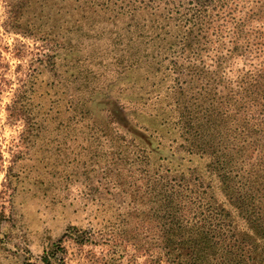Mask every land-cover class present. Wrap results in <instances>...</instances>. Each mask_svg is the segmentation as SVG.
<instances>
[{
    "label": "trees",
    "instance_id": "obj_1",
    "mask_svg": "<svg viewBox=\"0 0 264 264\" xmlns=\"http://www.w3.org/2000/svg\"><path fill=\"white\" fill-rule=\"evenodd\" d=\"M97 1L70 0L73 21L76 10L85 18L83 6L89 22L110 20L112 0ZM119 3L115 19L130 16L137 29L131 42L150 52L145 61L137 52L116 82L107 79L110 66L99 51L83 54L96 56L95 66L104 69L98 91L118 84L121 93L103 99L132 107L130 123L116 127L107 104L97 107L98 91L87 90L81 101L69 86L55 93L64 82L47 78L37 103H15L29 138L41 135L42 152L54 156L38 163L36 183L46 186L40 170H47L53 189L71 196L64 179L75 169L58 168L77 161L84 179L79 194L97 201L111 191L94 179L126 172L131 182L116 180L114 195L154 199L151 220L173 264H264V0ZM56 67L48 60L40 66L47 76ZM162 68L164 79L156 82Z\"/></svg>",
    "mask_w": 264,
    "mask_h": 264
},
{
    "label": "rangeland",
    "instance_id": "obj_2",
    "mask_svg": "<svg viewBox=\"0 0 264 264\" xmlns=\"http://www.w3.org/2000/svg\"><path fill=\"white\" fill-rule=\"evenodd\" d=\"M115 1L110 2V20L92 23L86 6L81 11L85 18L81 21L76 10L74 18L79 20L73 21L70 0H0V264H173L157 235V223L151 220L154 199L141 194L114 195L116 180H123L126 186L131 182L126 172L120 179L115 173L94 179V184L99 181L104 190L111 191L102 199L98 196L97 201H85L79 194L84 179L78 177L77 161L58 168L73 172L64 179L72 185L71 196L66 198V192L56 185L53 189L56 180L47 170H40L46 186L38 185L37 170L42 168L38 163L46 164L45 157L51 161L54 156L50 151L42 152L43 142L36 138L41 135L35 133L29 138L25 118L15 111L16 102L40 100L47 78L64 82L54 85L55 93L69 86L81 101L87 90L98 91L96 80L104 69L95 66L96 56L85 57L83 52L87 50L100 52L104 65L110 66L107 79L116 82L118 72L133 55H149L145 44L131 42L137 29L131 27L130 16L115 19L121 9ZM143 34H148L147 29ZM46 60L57 62L54 71L49 69V75L56 78L41 70ZM38 72H42L41 77L33 79ZM155 74L156 82L163 80L164 68ZM114 85L111 90L95 93L97 107L107 104V115L116 127L124 128L130 123L132 107L125 110L114 99H103L106 93H121L118 84ZM31 140H35L34 147H30ZM51 149L55 152L56 148ZM75 152L82 153L80 148ZM104 190L102 193L107 194Z\"/></svg>",
    "mask_w": 264,
    "mask_h": 264
}]
</instances>
